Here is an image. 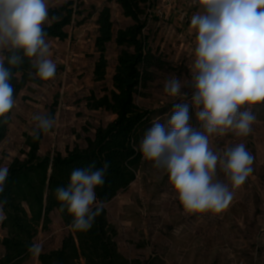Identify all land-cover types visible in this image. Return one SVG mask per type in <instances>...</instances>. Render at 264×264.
I'll return each instance as SVG.
<instances>
[{
    "label": "rangeland",
    "instance_id": "1",
    "mask_svg": "<svg viewBox=\"0 0 264 264\" xmlns=\"http://www.w3.org/2000/svg\"><path fill=\"white\" fill-rule=\"evenodd\" d=\"M57 1H74V9L78 10L74 19L85 18V23L67 29L68 41L46 40L50 45L49 58L57 66L56 75L40 86L29 84L19 94L7 137L0 145V166L9 167L13 159L24 158L21 153L27 150L25 135H34L35 114L56 121L44 134L39 151L40 156L50 159L75 147L85 148L86 138L93 137L98 127L107 126L115 119L107 112L90 111L86 107L85 99L92 93L100 97L105 90L112 89L120 53L114 43L108 45L107 78L102 83L95 82L93 68L99 58L95 49V12L110 6L115 30L133 22L125 19L115 0ZM154 1L155 7L150 11L155 19H151L145 34L152 48L163 54L172 69L160 72L145 91L146 96L139 97L137 102L153 113L154 122L161 123L170 118L176 103H188L190 125L203 131L190 87L196 47V32L190 29V20L199 11V5H193L191 0ZM171 78L181 81L182 95L171 97L165 93L164 84ZM251 111L256 121L250 135L240 137L228 131L223 136H209V147L215 152L222 154L226 147L244 143L254 157L253 172L236 188L217 167L214 179L227 184L234 193L228 208L221 213L184 212L168 174L144 158L137 180L122 193L119 205L109 211V219L118 229L119 251L126 258L143 264H264V104L251 106ZM50 218L49 230L36 239L43 243L42 252L56 249L67 233L57 212ZM24 264L40 263L32 256Z\"/></svg>",
    "mask_w": 264,
    "mask_h": 264
},
{
    "label": "clouds",
    "instance_id": "2",
    "mask_svg": "<svg viewBox=\"0 0 264 264\" xmlns=\"http://www.w3.org/2000/svg\"><path fill=\"white\" fill-rule=\"evenodd\" d=\"M199 11L190 20L196 32L195 60L190 87L196 116L203 131L193 128L188 103H176L165 123L155 121L139 141L143 157L154 162L169 176V182L186 213H221L234 193L224 182L214 179L217 167L225 173L233 188L244 184L253 172L254 157L244 143L226 147L223 153L209 147V136L232 131L246 137L252 132L256 116L251 106L264 104V0H191ZM49 18L46 0H0V117L15 106L12 67L30 60L34 73L47 81L56 75V63L50 59V45L43 25ZM53 20L56 17H52ZM7 53V55H4ZM6 63L8 66H6ZM182 83L171 78L164 91L171 97L182 95ZM248 106L246 110H241ZM34 138L47 133L56 121L35 114ZM7 123V120L0 121ZM110 162L101 167L95 162L71 171L67 186H58L55 196L73 216L74 231H88L103 210L96 189L105 183ZM8 166H0V193L4 190ZM0 201V220L3 203ZM38 257L43 243L29 246Z\"/></svg>",
    "mask_w": 264,
    "mask_h": 264
},
{
    "label": "trees",
    "instance_id": "3",
    "mask_svg": "<svg viewBox=\"0 0 264 264\" xmlns=\"http://www.w3.org/2000/svg\"><path fill=\"white\" fill-rule=\"evenodd\" d=\"M115 2L123 16L133 23L115 30L110 6L95 12V49L99 54L93 68L95 82L102 83L107 78L108 45L114 43L120 53L112 76V89L105 90L100 97L92 93L85 99L88 110L104 111L115 119L107 126L98 127L93 137L86 138L85 148L75 147L64 154H55L52 159L39 154L45 132H40L39 139L25 135L27 150L21 153L24 158L13 159L4 190L0 193V201H6L1 223L5 235L0 237L3 249L0 264L26 263L33 256L28 251L29 246L36 242L40 233L49 230L53 212L59 214L68 232L58 249L38 256L40 264H143L137 259L129 260L119 251L118 229L110 223L106 205L128 191L141 172L145 160L139 150V141L154 119L153 113L138 104L137 99L145 97V91L155 83L158 74L170 71L172 66L163 54L152 48L150 38L145 34L149 27L147 10L154 8L156 2L151 1L149 7L150 0ZM74 6V1H67L49 9L51 24L43 27L48 34L46 40L68 41L67 29L73 24L84 25L85 18L74 19L78 11ZM78 14L83 15L82 12ZM11 70L15 101L29 84L40 86L46 82L30 75L35 69L27 58ZM12 110L0 117V121L7 120V123H0V145L7 137ZM105 161L110 162L105 183L96 189L98 201L103 200V210L90 230L74 231L70 227L73 216L67 208L63 213L57 211L61 202L56 199L55 189L67 186L73 169L86 168L92 162L99 168Z\"/></svg>",
    "mask_w": 264,
    "mask_h": 264
},
{
    "label": "crops",
    "instance_id": "4",
    "mask_svg": "<svg viewBox=\"0 0 264 264\" xmlns=\"http://www.w3.org/2000/svg\"><path fill=\"white\" fill-rule=\"evenodd\" d=\"M46 2H47V5H48V9H51V8H55V7H59V6H61V5H64V3L65 2H67V1H62V2H58L57 0H51V1H48V0H46ZM115 2V1H114ZM115 5L116 6H118L117 4H116V2H115ZM120 7V6H119ZM126 19V18H125ZM128 20V19H127ZM126 20V21H127ZM49 24H51V22H50V20H46L45 21V23H44V25H43V27L44 26H49ZM121 195H122V193L121 194H119L112 202H110L109 204H107L106 205V208H107V211H108V218H109V211H110V208L111 207H113V206H117V205H119V203L121 202ZM58 214V213H57ZM59 215V214H58ZM4 216V215H3ZM5 217V216H4ZM61 219V218H60ZM3 220V219H2ZM2 220H0V237H2L3 235H5V231H3L2 229H1V223H2ZM61 221H62V219H61ZM109 221H110V223L111 224H113L112 222H111V220L109 219ZM62 223H63V221H62ZM63 225H64V223H63ZM64 228L66 229V231L68 232V228H66L65 227V225H64ZM63 240V239H62ZM61 243H62V241H61ZM61 243H60V245L56 248V249H58L60 246H61ZM52 251V250H51ZM2 254H3V249H2V247H1V245H0V256H2ZM37 259H38V257H37ZM38 263H39V261H38Z\"/></svg>",
    "mask_w": 264,
    "mask_h": 264
},
{
    "label": "built area",
    "instance_id": "5",
    "mask_svg": "<svg viewBox=\"0 0 264 264\" xmlns=\"http://www.w3.org/2000/svg\"><path fill=\"white\" fill-rule=\"evenodd\" d=\"M151 1H153V0H150V2L148 3V7L150 6ZM147 12H148V14H149V16H148V23H150V21H151V19H152V14H151V11H150L149 8H148ZM74 18H75V15H74Z\"/></svg>",
    "mask_w": 264,
    "mask_h": 264
}]
</instances>
